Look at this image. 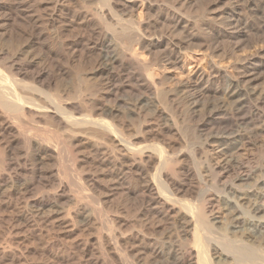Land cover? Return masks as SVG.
<instances>
[{
  "label": "bare ground",
  "instance_id": "1",
  "mask_svg": "<svg viewBox=\"0 0 264 264\" xmlns=\"http://www.w3.org/2000/svg\"><path fill=\"white\" fill-rule=\"evenodd\" d=\"M90 1L0 0V260L264 264V0Z\"/></svg>",
  "mask_w": 264,
  "mask_h": 264
},
{
  "label": "rangeland",
  "instance_id": "2",
  "mask_svg": "<svg viewBox=\"0 0 264 264\" xmlns=\"http://www.w3.org/2000/svg\"><path fill=\"white\" fill-rule=\"evenodd\" d=\"M93 1V0H91ZM90 1V2H91ZM160 1V0H159ZM197 1V6H202L205 4V2L207 3V1H210V0H196ZM92 3L94 4H91L92 7H95L97 5V2L96 0H94ZM96 3V4H95ZM196 7V6H195ZM3 12V11H2ZM19 23H22V24H25V26L23 27L22 25H13L11 21L10 22V27H14L17 29H15V31H13L12 33V37L15 39V38H18V34L20 33L21 29L26 28V30H31V26L29 27L27 23V21L25 20H22L20 18L17 19ZM30 24V23H29ZM13 25V26H12ZM31 25V24H30ZM78 32L77 28L76 29H73V32L72 33H76ZM256 39V37L253 35L251 37H249V42L250 41H254ZM28 51H30L31 53H37L38 52V47L37 45H34V46H31L27 49ZM126 99H128L129 102H133L134 101V96L132 95H125L124 96ZM183 127L187 130V133L188 134H191V130H190V127L188 125V123H184L183 124ZM210 132V129L209 128H205L202 133L203 134H207ZM205 138V136H204ZM172 142L173 144L176 146V147H181L180 145V142L182 143V139L179 135H176V136H173L172 137ZM190 161L188 159H185V164H188ZM255 165V164H254ZM194 181L192 180H188L189 183H192V184H195L196 180L193 179ZM190 195V194H189ZM189 195H185L186 197H190ZM194 195V194H192ZM103 201H104V208L106 210H114V211H117L116 213L121 215V216H124V217H128L130 219V226L128 227H124V229H127V228H134V227H137L138 224L136 223L135 219H134V216H133V211L131 213H127L125 211V208L128 204H132V205H136L135 203H138L139 200H140V197L137 195H134L132 194L130 196V198H126V197H121L120 194H115V195H111V196H103L102 197ZM65 202V205H71V203L67 202V201H64ZM139 204V203H138ZM137 204V205H138ZM133 224V225H132ZM132 225V227H131ZM1 230V229H0ZM123 230V229H122ZM1 232V231H0ZM22 238V237H21ZM82 238H87L89 240H91L92 243H95L96 241L93 239V237L88 234V232H81V231H76V233L72 234V235H67V234H62L61 235V239L63 241H60V240H57V243L58 244H62V243H65V242H68V243H71V242H74V241H77L79 239H82ZM60 239V238H59ZM2 240L3 238L0 237V246H2ZM13 241H17L16 239H14ZM24 241L23 238L19 241V242H22ZM23 245H26L27 247L29 246V253H28V261L30 264H64L63 262H60L59 259L55 258V257H51V256H47V255H41L37 249L39 248V244L37 242H33V241H25L23 242ZM0 264H13L9 261H2L0 260ZM155 264H161V261H155Z\"/></svg>",
  "mask_w": 264,
  "mask_h": 264
}]
</instances>
